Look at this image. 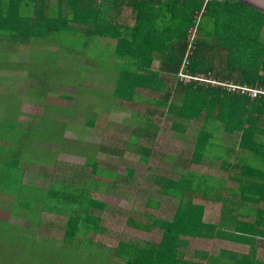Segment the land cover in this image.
Listing matches in <instances>:
<instances>
[{"label":"trees","instance_id":"obj_1","mask_svg":"<svg viewBox=\"0 0 264 264\" xmlns=\"http://www.w3.org/2000/svg\"><path fill=\"white\" fill-rule=\"evenodd\" d=\"M186 1L0 0V41L55 46L22 65L30 79L24 86V98L36 105L32 113L26 112V122L18 120L23 102L18 89L0 96V208L9 211V218L0 216V246L1 240L8 242L18 232V237L30 229L44 233L42 214L47 213L64 218L62 240L78 245L85 240L89 245L98 243L105 264H258L240 255L227 261L225 250L214 255L195 250L204 262L191 260L195 253L185 257L187 240L183 236L224 237L226 178L175 162L171 165L177 172L175 178L156 173L146 176L154 185L147 187L150 194L157 197L144 199L146 205L158 208L167 196L174 200L173 212L165 217L142 213L126 219L127 225L138 230L161 229L159 241L119 239L106 247L94 240L107 230L99 222L107 205L93 193L118 191L116 184H139L135 169L126 167L118 174L116 162L127 148L138 155V162L150 167L163 117L169 119L174 138L192 144L191 162L215 164L225 170L227 158L234 154V167H264V99L251 98L226 85L184 81L177 76L195 8L202 5L201 0H194L193 8L183 6ZM123 3L135 10L133 25L112 22L114 9ZM99 37L114 38L116 58L126 63L116 80H107L108 89L84 84L82 79L83 49ZM66 52L74 56L72 65L59 63ZM221 56H226V64L216 68L212 60ZM153 58L158 60L154 70L146 64ZM8 66L18 69L17 62ZM186 69L191 74L214 70L216 76L235 85L264 88V13L239 0H208L199 16ZM106 98L113 107L102 110L104 113L123 114L121 121L104 120L106 132L99 133L95 129L101 127V119L95 107H106ZM93 134L100 141L85 143L94 147V155L80 151L84 162L75 166L74 173L51 175L45 170V166L59 165L56 155L65 152L67 141H84ZM99 154L117 161H102ZM37 164L42 170H27ZM99 168L109 172L101 173ZM262 197L263 193L249 189L253 207L248 213L259 220L264 219V211L256 203ZM200 200L221 203L222 217L217 224L203 221Z\"/></svg>","mask_w":264,"mask_h":264},{"label":"rangeland","instance_id":"obj_2","mask_svg":"<svg viewBox=\"0 0 264 264\" xmlns=\"http://www.w3.org/2000/svg\"><path fill=\"white\" fill-rule=\"evenodd\" d=\"M199 9H201V7ZM212 62L218 65L216 68L225 66L226 56H221L220 58L216 57L212 60ZM209 72V76L211 78L228 83L230 86H234V84L231 82L232 80H226L223 78L221 79L219 75H215L214 70ZM106 82L109 86L110 81ZM12 83L13 86H10V89H16L19 87V84H22V81L13 80ZM87 84L97 87L98 82L90 80ZM103 86L105 85L103 84ZM0 89H2L0 91L4 92L8 90V87H0ZM105 89H108V87H105ZM109 102L110 101L106 98L104 103L106 108L113 107ZM95 110H97L96 113L100 115L101 119V127L95 129L99 133H102L103 131V133L106 132L103 127L104 120L111 119L112 121H121L122 119L123 113L121 112L114 113L105 111L104 113L97 107H95ZM97 117L99 118L98 115ZM161 126V133L152 146L156 154L149 160L150 167L146 166V164L138 162V155L134 151H130L127 148L122 149L121 156L118 161L117 158H112L108 154L101 156L100 154L98 155V159H101L105 162L113 163L117 161L116 165L118 174H123L126 167L135 169L134 177H136L137 181H139L138 185L116 184L118 191L112 190L110 192L104 193H93V196L96 199L103 201L107 205L99 214V222L107 230L104 234H96L94 236V240L104 244L106 247L116 245L119 239L135 238L140 240H151L154 242L159 241L162 234L161 229L153 228L150 231H143L127 225L126 223V219L129 215L140 217V215L144 213L152 214L158 217H165L174 210V207L172 206V202L174 200L169 199L167 196H164V200L166 201L161 203L158 208L150 207L144 203V199L147 197H157L154 194H150L147 188L150 186L154 187L153 183L147 182V175L156 173L173 178L177 177L176 170H172L171 168L172 162H175V164H185L190 169L196 171H220L218 166L215 164L203 165L202 163L189 161L192 154V144L190 142H181L178 138L173 137L175 131L170 128V121L167 117H163V124ZM68 134L71 135L72 133L70 132ZM188 138L189 137H187V139ZM85 141L96 144L100 141V137L99 135L93 134L88 135L84 141L78 140L75 143H70V141H67L66 145L64 146L65 152H60L56 155L59 165L56 167L51 165L45 166L46 169H44L51 175H56L59 173L67 176L71 172L74 173L76 169L75 166L83 165L84 162V157L78 155V153H81L80 151L90 152L89 154L92 156L94 155V147H91L88 143H85ZM118 146L123 147V143L122 145ZM171 156H175L176 159H171ZM114 159L116 161H114ZM29 167L30 168L27 170H42V166L38 164ZM98 170L101 173L109 172L105 168H99ZM104 170L105 172H102ZM92 176L97 177L96 174H92ZM37 182H39V179H37ZM99 189L105 190L104 187H99ZM110 189H114V187H110ZM198 202L202 203L203 205V221L210 223L211 221H216L219 214L218 202L206 200H200ZM8 212L9 211L7 209H2V207L0 208V216L4 217V219L9 218ZM42 215L46 219L45 225L42 227V232L44 233L39 231L36 232L35 229H30L29 231L25 232L24 236L22 235V237H18V235L21 234V232H18V234H16V236L8 242L1 240L0 264H105L104 255L100 254V251L103 248L98 243L92 242L89 245L85 240L81 245H78L72 241L67 242L62 240L59 235L63 234V223L65 221L64 218H56L54 215L47 213H43ZM10 219L11 222L17 223V221H15L16 219ZM50 232H53V234ZM183 238L187 240L184 249L188 254L185 257L188 258L190 257L189 255L193 253L196 254V252H194L195 250H203L208 253L212 252L215 254V251L219 247H223V249H225L224 240L220 243L215 239L210 240V238L190 237L188 235L183 236ZM195 254L190 257L191 260L200 262L205 261V259L201 258L200 255ZM256 259L264 260V257L257 256Z\"/></svg>","mask_w":264,"mask_h":264},{"label":"crops","instance_id":"obj_3","mask_svg":"<svg viewBox=\"0 0 264 264\" xmlns=\"http://www.w3.org/2000/svg\"><path fill=\"white\" fill-rule=\"evenodd\" d=\"M186 2L187 4H183V6L186 5L193 8L195 4L194 0H187ZM117 8L118 9H114L113 11L114 14L111 17L113 18L112 22L119 23L122 26L133 25L135 22V10L127 3H123L121 7ZM196 11H198V6L195 8V12ZM115 45L116 40L114 38L99 37L93 40L92 43L88 44L87 47L85 46L80 60V63L83 66L82 73L84 75L82 79L86 81L84 84L93 80L98 82L97 87H103L105 89V87H108V84L104 83L105 86H100L103 84L101 81H107L106 79L116 80L118 78L119 72L126 63L121 59L119 60V58H116ZM54 48L55 46H52L49 43L47 44L46 42L34 41L33 43H25L17 41L16 43H12L9 41H0V87H8L7 91H0V96H7L9 93L16 91L15 89H10L13 80L22 81V84H19V87L16 88L18 89L17 95L23 97V102L20 106L21 113H19L18 116V120L21 122H26L28 120V114L26 112L29 111L32 113L36 108V105L32 102L31 98L27 100L24 98V86L28 84V80L30 79L27 76L26 69L24 70L22 65L27 62L30 63V58L38 59L44 52ZM68 54L69 53L66 52L64 58L60 57L59 63L63 65L66 62L72 65L74 56ZM11 62L18 63L17 70H13L8 66ZM146 64H149L150 69L154 70L158 66V60L153 58L150 62L147 61ZM145 92L147 93V91ZM33 101L37 104L36 97ZM93 105V103H87V106ZM98 109H100V111L107 110L104 106H98ZM109 111L114 112L112 110ZM235 161L236 158L234 154H231L227 158L225 170L200 171L209 174L224 175L226 178V225L225 230H222L225 234L224 237L211 236L210 240L215 239L220 243L224 240L225 249L219 247L215 251V254L220 253L221 250H225L227 261L228 257L240 255L245 256L250 262L255 260L258 264H264L263 259H256L257 256L264 257V219L259 220L257 216L249 215L248 213L249 208L253 207V202L248 199L249 189L252 192L258 191L263 193V197L257 201L256 204L258 205V208L264 211V167L261 166L259 169L238 168L232 166ZM249 161L253 163V159H250ZM202 164L205 165V162ZM255 165H259V163ZM230 191L232 192L230 193ZM246 193H248V195ZM244 198H246V200ZM218 204V217L216 221H211V223L217 224L222 217V205L219 202ZM210 254L214 255L212 252Z\"/></svg>","mask_w":264,"mask_h":264},{"label":"built area","instance_id":"obj_4","mask_svg":"<svg viewBox=\"0 0 264 264\" xmlns=\"http://www.w3.org/2000/svg\"><path fill=\"white\" fill-rule=\"evenodd\" d=\"M201 1H202L201 9L196 11L195 18L193 21L194 24L189 27L188 32H187V48L182 58L181 65L177 72V76L184 81H198V82H204V83L226 85L229 89H232V90L237 89L242 93H246L251 98L261 96L264 99V88H256V87H249L246 85H235V84H234L235 87L233 85H231L232 86L231 87L228 83L221 82L219 80H215L214 78H211L209 76V73H210L209 71L206 73H195V74H191L187 71L186 65L188 64L189 57L191 56L193 49L195 47L196 28L198 25L199 16L204 9L205 3L208 0H201Z\"/></svg>","mask_w":264,"mask_h":264},{"label":"water","instance_id":"obj_5","mask_svg":"<svg viewBox=\"0 0 264 264\" xmlns=\"http://www.w3.org/2000/svg\"><path fill=\"white\" fill-rule=\"evenodd\" d=\"M264 13V0H239Z\"/></svg>","mask_w":264,"mask_h":264}]
</instances>
